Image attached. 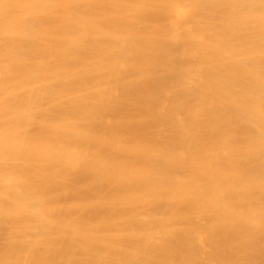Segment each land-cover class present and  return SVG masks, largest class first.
Masks as SVG:
<instances>
[{
	"label": "bare ground",
	"instance_id": "1",
	"mask_svg": "<svg viewBox=\"0 0 264 264\" xmlns=\"http://www.w3.org/2000/svg\"><path fill=\"white\" fill-rule=\"evenodd\" d=\"M0 264H264V0H0Z\"/></svg>",
	"mask_w": 264,
	"mask_h": 264
}]
</instances>
